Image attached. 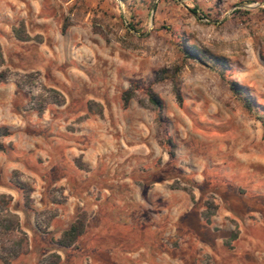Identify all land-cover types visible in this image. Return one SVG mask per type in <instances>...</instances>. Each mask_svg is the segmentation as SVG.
<instances>
[{"label":"rangeland","instance_id":"obj_1","mask_svg":"<svg viewBox=\"0 0 264 264\" xmlns=\"http://www.w3.org/2000/svg\"><path fill=\"white\" fill-rule=\"evenodd\" d=\"M0 54L10 264H264V0H0Z\"/></svg>","mask_w":264,"mask_h":264},{"label":"trees","instance_id":"obj_2","mask_svg":"<svg viewBox=\"0 0 264 264\" xmlns=\"http://www.w3.org/2000/svg\"><path fill=\"white\" fill-rule=\"evenodd\" d=\"M123 3H126L127 0H121ZM195 12L194 9H192ZM128 25L133 29L131 22H128ZM15 36L20 40H28L29 36L25 33L23 26L16 27L13 29ZM191 53L199 57V53L196 48H192ZM1 59V54H0ZM220 74L224 76L223 70L221 69ZM5 80V72L0 71V82ZM230 90L234 93H242L241 87L237 82L232 80H227ZM132 90L128 89L125 92L124 104H127L132 96ZM179 97V92L176 93ZM148 101L152 104L154 108L158 111L161 110V100L158 95L153 91L147 92ZM244 106L250 108L251 104L248 100L244 101ZM23 189V197L26 205L30 204V194L29 190ZM0 198L7 202L11 199L9 195L0 194ZM210 212H204L203 218L207 223H210ZM85 229V214H78L75 219L69 224V226L64 229L60 237L56 240V244L64 247L70 248L74 247L77 239L82 235ZM235 237V236H234ZM9 245V246H8ZM7 246V247H6ZM29 242L26 233L22 230L20 226V220L16 213L5 210L4 213L0 214V261L3 264H10L15 258L21 254H25L28 250Z\"/></svg>","mask_w":264,"mask_h":264},{"label":"water","instance_id":"obj_3","mask_svg":"<svg viewBox=\"0 0 264 264\" xmlns=\"http://www.w3.org/2000/svg\"><path fill=\"white\" fill-rule=\"evenodd\" d=\"M152 9H154V4L152 5Z\"/></svg>","mask_w":264,"mask_h":264},{"label":"crops","instance_id":"obj_4","mask_svg":"<svg viewBox=\"0 0 264 264\" xmlns=\"http://www.w3.org/2000/svg\"><path fill=\"white\" fill-rule=\"evenodd\" d=\"M0 264H2V262L0 261Z\"/></svg>","mask_w":264,"mask_h":264}]
</instances>
